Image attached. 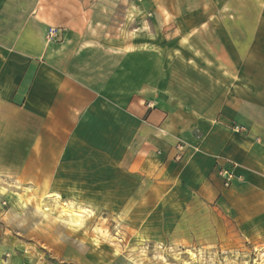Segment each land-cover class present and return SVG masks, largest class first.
Returning a JSON list of instances; mask_svg holds the SVG:
<instances>
[{
	"label": "crops",
	"instance_id": "obj_1",
	"mask_svg": "<svg viewBox=\"0 0 264 264\" xmlns=\"http://www.w3.org/2000/svg\"><path fill=\"white\" fill-rule=\"evenodd\" d=\"M3 1L0 190L76 197L130 219L157 211L184 224L208 213L264 220L260 30L192 21L191 50L175 48L172 73L160 57L157 74L147 57L136 74L125 58L118 73L116 60L45 45L42 25L27 37L17 9L7 15ZM247 33L254 50L244 53ZM220 169L233 175L228 186Z\"/></svg>",
	"mask_w": 264,
	"mask_h": 264
},
{
	"label": "rangeland",
	"instance_id": "obj_2",
	"mask_svg": "<svg viewBox=\"0 0 264 264\" xmlns=\"http://www.w3.org/2000/svg\"><path fill=\"white\" fill-rule=\"evenodd\" d=\"M3 3L7 15L14 14L12 7L17 9L16 22L27 37L42 25L45 45L64 42L80 59L116 60L111 69L118 73L124 70L125 58L132 59L128 62L138 73L143 57L149 59L151 74H157L159 57L166 74L172 73L175 48L191 50L188 38L196 31L190 28L192 21L207 20L214 26L217 21L237 20L264 37V0ZM50 27L57 31L52 40L47 38ZM250 36L247 33L240 45L244 53L253 45ZM259 47L264 48V40L258 41L255 48ZM259 54L264 67V54ZM21 190H0V264H264V220L243 222L208 213L203 220L184 224L157 211L145 219H130L97 211L93 203H77L76 197Z\"/></svg>",
	"mask_w": 264,
	"mask_h": 264
},
{
	"label": "built area",
	"instance_id": "obj_3",
	"mask_svg": "<svg viewBox=\"0 0 264 264\" xmlns=\"http://www.w3.org/2000/svg\"><path fill=\"white\" fill-rule=\"evenodd\" d=\"M56 33H57L56 29L50 27L47 31V38L49 40H52L53 37L56 35ZM235 128H237V130L243 129L242 127L240 128L235 127ZM184 150H185V146L183 144H179L177 146V154L174 157L175 160L179 161L181 159V153L184 152ZM219 174L224 179V185L228 186L231 183L232 178H233L232 173L228 170L220 169Z\"/></svg>",
	"mask_w": 264,
	"mask_h": 264
}]
</instances>
